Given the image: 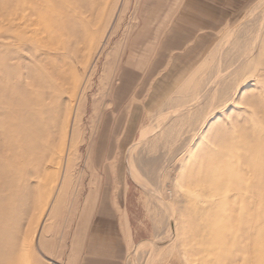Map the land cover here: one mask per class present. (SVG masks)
<instances>
[{"label":"rangeland","instance_id":"rangeland-1","mask_svg":"<svg viewBox=\"0 0 264 264\" xmlns=\"http://www.w3.org/2000/svg\"><path fill=\"white\" fill-rule=\"evenodd\" d=\"M0 264H264V0H0Z\"/></svg>","mask_w":264,"mask_h":264},{"label":"crops","instance_id":"crops-1","mask_svg":"<svg viewBox=\"0 0 264 264\" xmlns=\"http://www.w3.org/2000/svg\"><path fill=\"white\" fill-rule=\"evenodd\" d=\"M141 62V61H140ZM140 66V65H139ZM132 165H131V168L129 167V170H130V172H133V174H134V171H133V169H132Z\"/></svg>","mask_w":264,"mask_h":264},{"label":"bare ground","instance_id":"bare-ground-1","mask_svg":"<svg viewBox=\"0 0 264 264\" xmlns=\"http://www.w3.org/2000/svg\"><path fill=\"white\" fill-rule=\"evenodd\" d=\"M254 44V43H253ZM171 226V225H170Z\"/></svg>","mask_w":264,"mask_h":264}]
</instances>
